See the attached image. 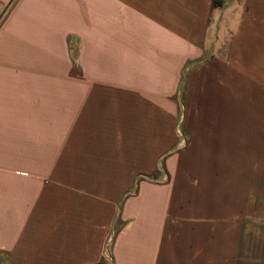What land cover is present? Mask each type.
<instances>
[{"label":"crops","instance_id":"0c3cea01","mask_svg":"<svg viewBox=\"0 0 264 264\" xmlns=\"http://www.w3.org/2000/svg\"><path fill=\"white\" fill-rule=\"evenodd\" d=\"M0 264H264V0H0Z\"/></svg>","mask_w":264,"mask_h":264},{"label":"trees","instance_id":"16d2710c","mask_svg":"<svg viewBox=\"0 0 264 264\" xmlns=\"http://www.w3.org/2000/svg\"><path fill=\"white\" fill-rule=\"evenodd\" d=\"M224 3V0H213L214 7H221Z\"/></svg>","mask_w":264,"mask_h":264},{"label":"rangeland","instance_id":"374dc122","mask_svg":"<svg viewBox=\"0 0 264 264\" xmlns=\"http://www.w3.org/2000/svg\"><path fill=\"white\" fill-rule=\"evenodd\" d=\"M178 132H179V135H180L181 143H184V142H182V139L184 138V137H183V136H184V133H183V131H182V129H181L180 126H179V130H178ZM184 141H185V138H184Z\"/></svg>","mask_w":264,"mask_h":264},{"label":"built area","instance_id":"2783aa9c","mask_svg":"<svg viewBox=\"0 0 264 264\" xmlns=\"http://www.w3.org/2000/svg\"><path fill=\"white\" fill-rule=\"evenodd\" d=\"M182 142H184V138L182 139Z\"/></svg>","mask_w":264,"mask_h":264}]
</instances>
